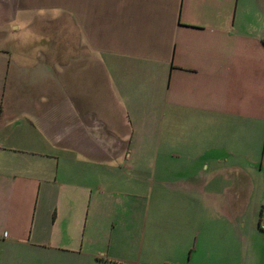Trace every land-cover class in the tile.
<instances>
[{"label": "crops", "instance_id": "0c3cea01", "mask_svg": "<svg viewBox=\"0 0 264 264\" xmlns=\"http://www.w3.org/2000/svg\"><path fill=\"white\" fill-rule=\"evenodd\" d=\"M157 173L204 256L145 255L153 203L131 223L117 194ZM248 191L264 200V0H0V264H264Z\"/></svg>", "mask_w": 264, "mask_h": 264}, {"label": "rangeland", "instance_id": "374dc122", "mask_svg": "<svg viewBox=\"0 0 264 264\" xmlns=\"http://www.w3.org/2000/svg\"><path fill=\"white\" fill-rule=\"evenodd\" d=\"M41 26V25H40ZM47 26L51 29H56L57 24L51 23V24H44V27ZM70 27V22L67 24L68 32L71 33L68 35V37H65L63 39V44H65V47H72L71 50H75L78 48V45L76 44V38L72 39V33L73 30ZM46 28V27H45ZM47 28V29H48ZM13 94H11V97ZM11 101V98L9 99ZM11 108V104L9 105ZM11 110V109H10ZM11 122V121H10ZM9 161L12 162L11 158H8ZM245 171H252V169L248 168L245 169ZM150 175L149 179L147 180L148 183V190L150 191L148 193H143V197H138L132 193L133 195H127L119 193L117 194L118 197H125L126 199V206L128 207L124 214L128 220L130 219L131 223H137L143 225L145 223V219L148 223L155 226V229L158 231V233L154 234V239L150 243L149 247L150 250L145 254L149 256L150 258H156L159 257V260L166 259V260H176V263L180 260H185L189 257V255H193V257L200 255L204 256L202 252H204V249L202 248V245H198L195 243V238L192 233H189L188 227L191 226V222L189 220V216L187 212H183L182 209L187 208V202L180 198V195L176 196V187L171 186V184L167 183L166 181H162V178L167 180H171L168 175H165L164 173L159 175ZM9 179V176L6 175V180ZM137 180L135 177L132 179L133 182ZM173 181V180H171ZM7 184V183H6ZM157 192H161V195L157 196ZM248 191L245 195V213L243 215V221H244V227L245 231H250L251 228L257 226L260 218V212L259 209L262 206L260 203L264 204V200L259 201V196L255 194L247 195L249 194ZM156 194V195H155ZM119 198V199H120ZM118 199V200H119ZM150 201L153 203L152 211L150 210L147 218L146 211H144L145 203L144 201ZM204 201L202 197L198 199L197 202ZM231 202V200H229ZM219 204V199H217ZM229 202V204H230ZM117 203H119L117 201ZM129 203L133 206V213L132 210L129 208ZM214 204H212L213 207ZM230 208V205H229ZM121 210V208H119ZM131 210V212H130ZM137 212L139 216H136ZM132 213L129 217H127L128 214ZM177 221V222H176ZM129 222V221H127ZM176 223L181 227L182 231L179 235H176ZM175 227L174 231H170L169 233H164L163 231L166 230L167 227ZM232 248V246H231ZM214 249H217L215 247ZM229 255H233L231 249ZM257 254H261L262 257H264V244L257 242ZM224 254L223 251L221 253ZM246 255H252V251H249V248H246L245 251ZM176 258V259H175Z\"/></svg>", "mask_w": 264, "mask_h": 264}]
</instances>
